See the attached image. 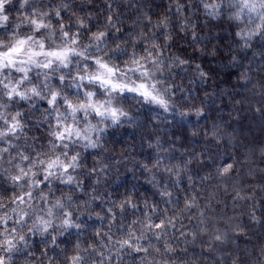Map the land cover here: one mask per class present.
Listing matches in <instances>:
<instances>
[{
    "label": "clouds",
    "instance_id": "obj_1",
    "mask_svg": "<svg viewBox=\"0 0 264 264\" xmlns=\"http://www.w3.org/2000/svg\"><path fill=\"white\" fill-rule=\"evenodd\" d=\"M0 264H264V0H0Z\"/></svg>",
    "mask_w": 264,
    "mask_h": 264
}]
</instances>
